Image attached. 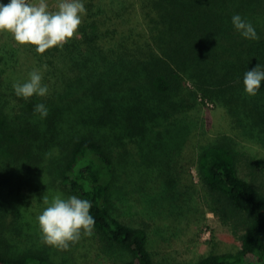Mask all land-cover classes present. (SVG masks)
<instances>
[{
	"label": "trees",
	"instance_id": "trees-1",
	"mask_svg": "<svg viewBox=\"0 0 264 264\" xmlns=\"http://www.w3.org/2000/svg\"><path fill=\"white\" fill-rule=\"evenodd\" d=\"M83 3L86 15L62 48L39 54L0 32V176L8 169L15 197L30 203L45 181L44 188L91 201L93 234L74 248L72 264L94 252L115 264H165L148 248L145 215L116 212V191L148 190L155 206H181L197 192L193 164L200 201L239 247L183 264H264V166L233 137L264 133V80L254 96L243 85L246 71H264V0ZM235 14L259 40L241 36ZM34 69L48 94L17 97L13 85ZM205 101L225 117L210 130L192 116ZM41 103L45 118L34 111ZM1 241L0 264L69 263L45 246L9 251L11 242Z\"/></svg>",
	"mask_w": 264,
	"mask_h": 264
},
{
	"label": "rangeland",
	"instance_id": "rangeland-1",
	"mask_svg": "<svg viewBox=\"0 0 264 264\" xmlns=\"http://www.w3.org/2000/svg\"><path fill=\"white\" fill-rule=\"evenodd\" d=\"M29 2L37 3L38 0H29ZM47 2L49 10H55L58 0H47ZM221 112L222 110L213 107V105L204 104V106L197 105L196 109L192 110V116L198 120V126L200 125L199 122H202L206 129L210 130L214 126L218 127L219 124L225 122V117ZM233 137L238 148L246 150L252 156H255L256 160L264 166V133L258 132L251 136L248 131H241L238 135H233ZM206 140L207 138L202 142L204 143ZM190 169L196 184L194 189L197 192L190 195L192 199L189 202H185L178 207H169V205L165 204V201L160 203L161 206H155V197L148 190H143L139 194L131 193L127 196L120 191H116L114 201L120 209L116 211L117 213L132 217L131 215L138 211V213H143L150 221L151 232L148 248L161 263L183 264L197 259L201 254L210 250L233 251L239 247V241L230 229L223 225L200 201L199 176L193 164ZM12 178L13 174L8 169L3 170L0 176L1 240H3L4 236L7 241L11 242L9 244L13 247L7 244L9 251H19L23 249V246L32 244L38 247L45 246L49 248L55 259L66 260V262L69 260L68 264H72V252L74 248L82 244V237L86 236L82 234L81 239L71 245L68 250H59L43 241L37 220V217L46 207L43 202L44 196L48 197L49 202L57 194L65 199L69 196H63L56 191H52L50 187L44 188L43 186L48 183L45 181L41 183L42 191L39 193L38 198L33 197L31 203L20 200L14 195L12 186L14 180ZM47 185L50 186V184ZM20 191L22 196L29 194L26 185H23ZM164 193L167 192L165 191ZM162 197L164 196L162 195ZM173 205L175 206L176 203L174 202ZM1 240L0 243H2ZM86 264L115 263L110 261L106 255L94 252L86 260Z\"/></svg>",
	"mask_w": 264,
	"mask_h": 264
},
{
	"label": "clouds",
	"instance_id": "clouds-1",
	"mask_svg": "<svg viewBox=\"0 0 264 264\" xmlns=\"http://www.w3.org/2000/svg\"><path fill=\"white\" fill-rule=\"evenodd\" d=\"M83 0H58L54 11L49 10L47 0L30 3L29 0H10L0 4V32H8L20 45H33L36 52L43 54L53 47H63L76 33L86 15ZM234 28L242 37L259 40V36L250 21L235 14L231 18ZM46 65L42 66L46 70ZM264 80V71L256 65L246 71L243 78L245 92L256 95ZM17 97L28 99L33 95L46 96L48 85L43 83V72L34 69L23 83L13 85ZM34 111L41 118L48 115L44 104H36ZM46 207L37 217L43 241L59 250H68L81 239V235L91 236L95 220L90 214L92 203L77 196L62 198L59 194L49 202L43 197Z\"/></svg>",
	"mask_w": 264,
	"mask_h": 264
},
{
	"label": "built area",
	"instance_id": "built-area-1",
	"mask_svg": "<svg viewBox=\"0 0 264 264\" xmlns=\"http://www.w3.org/2000/svg\"><path fill=\"white\" fill-rule=\"evenodd\" d=\"M205 104H206V105H209V106H212V103L209 102V101H205Z\"/></svg>",
	"mask_w": 264,
	"mask_h": 264
}]
</instances>
